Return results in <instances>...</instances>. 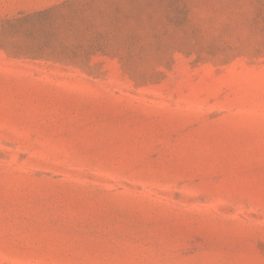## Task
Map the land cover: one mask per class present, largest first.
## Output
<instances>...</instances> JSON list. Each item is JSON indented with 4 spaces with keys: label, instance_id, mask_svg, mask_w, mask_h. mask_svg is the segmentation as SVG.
Segmentation results:
<instances>
[{
    "label": "rangeland",
    "instance_id": "rangeland-1",
    "mask_svg": "<svg viewBox=\"0 0 264 264\" xmlns=\"http://www.w3.org/2000/svg\"><path fill=\"white\" fill-rule=\"evenodd\" d=\"M0 264H264V0H0Z\"/></svg>",
    "mask_w": 264,
    "mask_h": 264
}]
</instances>
